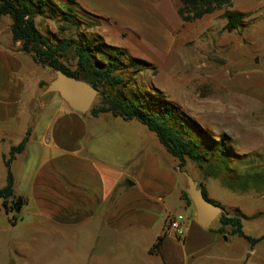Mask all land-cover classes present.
<instances>
[{"label":"rangeland","instance_id":"1","mask_svg":"<svg viewBox=\"0 0 264 264\" xmlns=\"http://www.w3.org/2000/svg\"><path fill=\"white\" fill-rule=\"evenodd\" d=\"M52 1L60 11L67 12L66 0ZM149 4L154 5L169 35L179 31L172 51L165 52L131 36H123L116 27L93 20L77 6L72 13L73 22L66 21L61 14L36 17L34 22L53 42L92 40L99 32L107 45L127 48L133 57L147 62L148 66L132 68L127 66V59L114 56L115 61L123 62L119 73L126 84L120 88L129 97L147 92L148 98H152L160 92L164 100L179 108L181 117L190 124L187 136L194 137L204 158L201 168L188 160L183 170L196 182L204 183L209 199L219 203L230 216L242 212L260 214L255 223L242 219L244 232L258 235L264 231V1L236 0L235 10L260 8L258 13L243 20L240 32L223 29L226 8L194 22H183L175 10L177 1L149 0ZM10 24V17L0 18V55L21 62L18 72H8L7 79L15 86L20 84L19 102L15 114L5 122L0 121V189L6 183L2 154L9 153V146L17 143L22 128L32 123L27 105L29 97L36 92L38 78L44 92L55 77L54 70L35 64L28 55L18 51L19 44L11 38ZM61 62L73 70L74 51L66 52ZM110 91L101 89L106 94ZM100 99L99 92L94 102L99 103ZM90 122L121 126L115 133L122 167L136 176L140 173L134 168L141 158L134 155L138 150H151L149 141L146 148L141 139H154L155 145L162 148L159 156L165 168L177 162L154 134L135 120L127 122L101 115L98 121L91 119ZM36 123L37 119L33 125ZM182 125L187 127L186 123ZM6 129L13 137L2 142L1 132ZM107 145V141L99 142L97 153ZM12 215L16 216L14 223L9 221ZM34 221L26 210L7 216L0 201V264H138L139 260L133 256L132 259L123 257L121 253L137 251L142 255L151 236L140 232L139 242L123 243L118 234L98 221L79 226L50 225L43 220L35 224Z\"/></svg>","mask_w":264,"mask_h":264},{"label":"crops","instance_id":"2","mask_svg":"<svg viewBox=\"0 0 264 264\" xmlns=\"http://www.w3.org/2000/svg\"><path fill=\"white\" fill-rule=\"evenodd\" d=\"M74 1L85 14L116 27L123 36H131L165 52L172 51L177 43L179 31L169 35L149 0ZM175 1L178 3L177 13L180 0ZM231 2L230 10L246 14V17L260 11V8L238 11L233 9L236 0ZM98 35L103 39L99 32ZM122 49L131 55L129 49ZM20 67V61L0 55V121L5 122L15 114L20 84L15 86L7 79L8 72L16 73ZM40 83L38 78L36 92L28 99L27 112L32 123L24 126L17 136V143L9 146L10 151L29 132L28 142L15 156L11 171L14 193L25 199L21 212L26 210L35 224L43 220L50 225L79 226L98 221L118 234L123 243L139 242L138 233H150L142 255L137 251L121 253L123 257L132 259L133 256L139 260L138 264H264V239L251 246L245 239L234 235L230 226H222L219 216L206 227L197 223L194 207L182 197L187 188L185 171L178 168V161L166 168L163 166L159 156L163 150L155 145L154 139H141L146 148L149 141L151 150H138L134 155L142 160L134 168L140 173L136 176L127 167H122L115 133L121 126L90 122L91 119L98 121L101 115L111 114L93 117L89 113L75 112L58 94L44 93ZM36 119L37 123L33 125ZM12 137L8 129L1 132L2 142ZM101 141H107L108 145L99 154L97 144ZM130 161L132 159L125 164ZM197 182L207 192L206 185ZM222 214L230 216L223 208ZM240 214L253 223L260 218V214ZM170 215L184 217L181 238L167 229ZM214 221L217 224H213ZM125 233L132 234L127 236ZM244 234L259 238L264 231L258 235ZM161 236L160 246L151 251Z\"/></svg>","mask_w":264,"mask_h":264},{"label":"trees","instance_id":"3","mask_svg":"<svg viewBox=\"0 0 264 264\" xmlns=\"http://www.w3.org/2000/svg\"><path fill=\"white\" fill-rule=\"evenodd\" d=\"M231 1L180 0L177 14L183 22H194L226 8V12L223 14L226 19L223 29L227 32H240L246 14L230 10ZM66 3L68 4L67 12H62L52 0H0V18L10 17V33L13 43L19 44L18 51L28 55L35 64L54 71L61 70L70 77L87 82L97 89L98 93H101L99 103L94 102L87 112L91 116L111 114L113 117L121 118L124 121L135 120L154 134L167 153L178 161L179 169L185 167L187 160L195 162L201 168L204 158L198 145L194 142V137L187 136L190 124L181 117L179 108L164 100L160 92H157V95L153 96L154 98H148L147 92H139L129 97L120 88L125 87L126 84L119 73L123 62L115 61L114 56L127 59V66L132 68H139L141 65L148 66L149 64L129 56L125 49L107 45L99 35H95L92 40L86 41L58 39L53 42L36 28L34 19L42 16L50 17L61 14L66 21L73 22L72 13L74 6H76L75 1L66 0ZM90 17L93 20H98L93 16ZM70 49L74 51L76 58L73 70L61 62V58ZM101 89L103 91L111 89V91L106 94L101 92ZM182 123H186L187 127H183ZM28 139L29 132L17 146L10 148L8 156H2L6 168V183L0 189V201L7 216L15 213V211L20 213L25 204V199L16 196L14 193L11 165L15 156L25 148ZM201 189L207 200L220 206L219 203L208 198L204 186ZM182 197L188 205H192L185 192H183ZM244 218L245 216L240 213L234 216L220 214L218 220L222 226H230L234 235L245 239L251 246H254L264 239V235L259 238H252L244 234L242 230V219ZM15 219L16 216L12 215V219L9 221L14 223ZM162 240L163 236L159 237L151 251L157 249Z\"/></svg>","mask_w":264,"mask_h":264},{"label":"water","instance_id":"4","mask_svg":"<svg viewBox=\"0 0 264 264\" xmlns=\"http://www.w3.org/2000/svg\"><path fill=\"white\" fill-rule=\"evenodd\" d=\"M44 93H56L73 111L82 115L86 114L94 103L98 91L83 80L70 77L61 70H55L54 79L48 84ZM187 188L185 190L188 198L195 209L196 221L201 227H206L220 214L222 208L207 200L202 193V185L196 182L186 172Z\"/></svg>","mask_w":264,"mask_h":264},{"label":"built area","instance_id":"5","mask_svg":"<svg viewBox=\"0 0 264 264\" xmlns=\"http://www.w3.org/2000/svg\"><path fill=\"white\" fill-rule=\"evenodd\" d=\"M184 217L182 215H170L167 218L168 231L173 233L178 238L184 235L183 227Z\"/></svg>","mask_w":264,"mask_h":264}]
</instances>
